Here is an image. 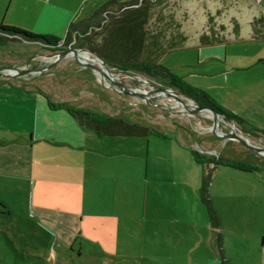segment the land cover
Segmentation results:
<instances>
[{
	"label": "rangeland",
	"instance_id": "374dc122",
	"mask_svg": "<svg viewBox=\"0 0 264 264\" xmlns=\"http://www.w3.org/2000/svg\"><path fill=\"white\" fill-rule=\"evenodd\" d=\"M107 1L101 0V5ZM254 3V0H166L161 6V14L164 16L162 22H158L160 17L154 15L149 21L150 27L166 24L172 16L186 32L187 42L183 48L167 53L160 64L192 87L215 90L217 85L222 84L221 71L227 69L228 64L241 65L243 60L264 53L261 52L264 44L246 40L252 36L253 18L262 14L258 13ZM39 10L40 7L37 6H25L22 0H14L12 3L11 0H0V23L63 39L65 34H59L57 30L55 34L46 32L51 23L38 21ZM218 11L216 24L226 26L225 38L229 41L225 44L199 46L198 37L206 28L207 15L215 16ZM234 18L240 27L238 38L241 41L237 42L234 41L236 37L230 23ZM73 43L74 41L63 45L61 42L58 47L50 48L42 43L23 40L9 42L0 46V68L33 70L44 67L48 64L46 55L74 48ZM109 70L114 80L122 86L145 91L151 96L141 99L113 90L107 79L106 82L103 81L97 71L85 68L74 56L63 58L42 73L0 78L13 83L24 82L31 87L38 86L49 91L51 96L56 94L66 100L53 101L54 103H65L75 109L123 118L171 137H176L177 132L180 135L186 132L192 137L194 150L203 156L218 155L231 161L260 162L243 145L229 143L224 146V139L211 134V116L184 112L175 99L165 96V92L173 91L182 96V99H188L177 89L167 87L159 79L142 72H123L112 67ZM225 124L232 126L235 131L239 130L235 123L222 119L220 127L225 131H228ZM172 141L176 143L175 139ZM230 144H234L231 149ZM125 147L129 151L132 145L126 143ZM209 150L216 152L206 153ZM151 155L150 152L149 156ZM190 157L193 161L191 154ZM262 166L258 172L252 173L225 166L211 170L208 194L216 214L222 217L219 233L214 231L212 243L201 240L204 220L208 217L200 199H195L197 191L192 187L185 185L182 191V185L178 184L171 192L163 188L157 191L153 201L155 212H160L159 216L169 215V222L165 225L158 224L159 228L150 216L151 196H147L146 209L141 210L134 208L135 200L130 201L131 192L122 189L121 193L125 196L121 197V202L115 204L112 200L103 199L98 204L96 201L95 212L97 214L101 211L106 217L105 212L111 211L112 217H115L113 214L118 211L115 218L120 217V230L108 234L102 226L94 225L84 229L75 238V242L71 243V247L60 244L51 233L27 232L24 225L32 222L29 218L30 210L27 212L22 200H16L14 207L11 206V215L3 214L0 208V264H219L222 262L219 259L222 249L218 244V235L221 236L223 228L226 230L233 224L239 227L240 233V239L236 238V243L251 255V258H246V263L264 264V165ZM211 168L212 165L205 166L204 170L209 171ZM139 182L143 184V192L144 181H140L139 177L136 192L140 191ZM232 214L236 217H228ZM247 219L254 221H246ZM98 220L101 222V219ZM85 221L89 223L85 227L93 224L89 218H85ZM254 255L256 258L252 259ZM238 260L234 264H246L242 259Z\"/></svg>",
	"mask_w": 264,
	"mask_h": 264
},
{
	"label": "crops",
	"instance_id": "0c3cea01",
	"mask_svg": "<svg viewBox=\"0 0 264 264\" xmlns=\"http://www.w3.org/2000/svg\"><path fill=\"white\" fill-rule=\"evenodd\" d=\"M22 1L27 7H40L37 19L51 23V27L46 29L48 34H55L57 30L66 36L71 24L87 18L111 0L104 5H101V0ZM116 1L122 3L121 0ZM254 1L258 13L264 14V0ZM246 40L264 44V39L252 36ZM242 62L241 65L228 64V68L221 71L222 84L215 90H200L221 109L240 118L242 124L239 127L246 132L247 138L264 148V53ZM54 96L38 86L0 78V208L3 214L11 215V206L14 207L16 200H22L27 212L30 210L32 222L24 225L27 232L51 233L65 247H71L86 228L97 224L108 234L117 232L121 228L120 217L115 218L118 211L113 214L115 217L106 210V217L101 211L96 214V201L99 204L106 199L117 204L125 196L122 189L131 192L130 201L135 200L134 208L141 210L146 209L147 196H151L150 216L157 227L160 223L165 225L169 222V215L159 216L160 212L156 213L154 209L153 201L159 189L171 192L178 184L182 188L187 185L197 191L195 199H200L198 195L205 170L191 160L190 151L194 147L190 134L177 132L176 137H171L159 132L165 137H99L81 127L65 110H51L46 97L54 102L66 101L56 94ZM223 142L224 146L240 144L228 139ZM126 143L132 145L129 151ZM232 147L234 144L229 145L230 149ZM253 158L260 162L245 163L255 166L256 170L245 173L258 172L263 168L264 159L256 155ZM138 177L144 181L143 192L141 182L138 183L140 191L136 192ZM85 218L92 220L93 224L85 227L89 224ZM202 228L201 240L212 243L214 231H219L210 228L208 218ZM238 231L236 224L220 231L222 250L219 259L225 260L226 264H234L238 259L246 263V258H251L250 253L236 243L240 239Z\"/></svg>",
	"mask_w": 264,
	"mask_h": 264
},
{
	"label": "trees",
	"instance_id": "16d2710c",
	"mask_svg": "<svg viewBox=\"0 0 264 264\" xmlns=\"http://www.w3.org/2000/svg\"><path fill=\"white\" fill-rule=\"evenodd\" d=\"M165 1L131 0L119 3L116 0H111L87 18L71 24L63 39L54 35L35 34L0 23V46L23 40L56 48L61 42L63 45H68L74 41V48H84L95 52L107 66L123 72L138 71L157 78L167 87L175 88L182 95L193 100L199 107L212 109L224 116L227 121H234L238 126H241L240 118L221 109L202 90L188 85L160 64V60L167 53L183 48L187 42L186 32L172 16L166 24L160 23L159 26L150 27L149 21L154 15L160 17L158 22H162L164 16L161 14V10H163L161 6ZM218 16L219 11L215 16L207 15L206 28L198 37L199 46H213L229 41L225 38L226 26L221 23L216 24ZM230 23L232 33L237 39L240 31L239 24L235 18ZM251 35L254 39H264V14H258L253 18ZM46 99L51 110H65L78 121L81 127L94 132L99 137L145 138L150 135L165 137L152 128L131 123L123 118L75 109L65 103H54L48 97ZM190 154L196 164L204 167L212 165L209 171H205L199 197L205 208L210 228L219 231L220 220L212 206L207 189L211 170L217 166H225L243 172H250L256 168L241 161H231L218 156H203L195 150H191ZM220 242L219 234V246ZM221 264H226L225 260H222Z\"/></svg>",
	"mask_w": 264,
	"mask_h": 264
},
{
	"label": "water",
	"instance_id": "95a60500",
	"mask_svg": "<svg viewBox=\"0 0 264 264\" xmlns=\"http://www.w3.org/2000/svg\"><path fill=\"white\" fill-rule=\"evenodd\" d=\"M74 56L78 59V61L88 69H91L93 71H97L100 75H104L108 82L113 86V90H116L120 93L130 94L137 96L141 99H146L147 97H150L151 94L146 93L145 91H139V90H131L129 88H126L116 82L114 80L113 74L110 72L109 67L107 64L102 60V58L96 54L95 52L89 50V49H77V48H68L67 50L61 51L59 53L46 55L48 64L41 68H36L33 70H30L28 68H0V76H7V77H16L21 76L28 73H42L45 71H48L51 69L58 61L62 60L63 58ZM34 57V56H33ZM31 57V59L33 58ZM97 65V66H94ZM161 96V95H160ZM165 96L172 97L179 103V105L188 111V113H202V114H210L212 118V126H211V134L216 135L219 138L222 139H228L233 140L241 145H243L246 149H248L250 152H252L254 155L264 159V148L258 146L257 144H254L248 140V138L237 135L233 132H226L222 130L219 126L220 122V115L212 110V109H206L201 108L197 105H194V102L190 99H182V96L179 94L169 91L165 92ZM157 97V96H156Z\"/></svg>",
	"mask_w": 264,
	"mask_h": 264
},
{
	"label": "flooded vegetation",
	"instance_id": "af4514ba",
	"mask_svg": "<svg viewBox=\"0 0 264 264\" xmlns=\"http://www.w3.org/2000/svg\"><path fill=\"white\" fill-rule=\"evenodd\" d=\"M189 99V98H188ZM191 100V99H190ZM193 101V100H192ZM194 102V101H193ZM194 105H196V103L194 102ZM198 106V105H197ZM206 115H209V116H211L210 114H206ZM220 115V114H219ZM222 119H224V120H226L225 118H224V116H222V115H220V120L222 121ZM227 121V120H226ZM229 122H231V123H235L234 121H229ZM236 124V123H235ZM237 125V124H236ZM219 126H221L220 125V122H219ZM225 126L228 128V131H226V132H233V133H235V134H237V135H241V136H244V137H246L247 138V136H246V132L245 131H243L242 130V128L241 127H239L238 125V129L239 130H234V129H232V126H229V124L227 125V124H225ZM221 128V127H220ZM233 128H234V126H233ZM211 130V129H210ZM223 130V129H222ZM225 131V130H224ZM249 140V139H248ZM250 141V140H249ZM251 142V141H250ZM253 143V142H252ZM255 144V143H254Z\"/></svg>",
	"mask_w": 264,
	"mask_h": 264
},
{
	"label": "bare ground",
	"instance_id": "6f19581e",
	"mask_svg": "<svg viewBox=\"0 0 264 264\" xmlns=\"http://www.w3.org/2000/svg\"><path fill=\"white\" fill-rule=\"evenodd\" d=\"M120 75H121V74H120ZM100 77H101V79H102L103 81L106 80V77H105L104 75H100ZM105 82H106V81H105ZM143 84H144V83H143ZM107 87H109V86L107 85ZM147 87H148V86H147ZM161 99H162V98H161ZM168 99H169V98H168ZM170 102H171V101H170ZM170 102H169V103H170ZM172 102H173V101H172ZM160 104H161V103H160ZM160 104H159V105H160ZM178 104H179V103H178ZM173 105H174V104H173ZM180 107H181V106H180ZM177 108H178V107H177ZM181 110L184 111V112L186 111V110L183 109L182 107H181ZM188 116H189V115H188ZM229 126H230V125H229ZM233 126H234V125H233Z\"/></svg>",
	"mask_w": 264,
	"mask_h": 264
}]
</instances>
